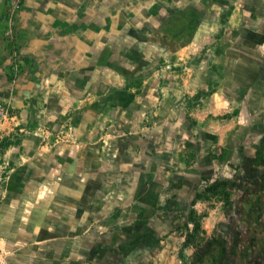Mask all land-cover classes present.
<instances>
[{"label": "crops", "instance_id": "1", "mask_svg": "<svg viewBox=\"0 0 264 264\" xmlns=\"http://www.w3.org/2000/svg\"><path fill=\"white\" fill-rule=\"evenodd\" d=\"M88 1L87 4L84 0L70 2L71 6L78 7L75 14L82 16L80 20L72 17L69 6H62L58 13L50 7L40 13L36 7L32 8L33 16L40 15L39 22L34 21L29 30L21 50L23 63L17 74L11 71L7 51L0 48V101L9 103L22 123H29L33 116L34 99L48 95L45 86H49L50 80L57 75H74L66 73L69 66L78 61L80 66L88 57L96 62L99 51L103 50L105 43L97 29L112 16L114 0ZM1 4L0 0V19ZM238 10L241 9L230 13L222 28L219 27V13L213 8L178 10V16L194 19L191 24L182 25V31L190 33L191 39L185 38L190 44L164 45L162 42L155 49L165 50L164 54L172 60L188 58L191 72L186 75L184 87L189 98L181 103L184 93L171 79V86L165 88V97L156 108L155 118L145 119V122L143 119L125 121L132 129L137 128L140 135H127L124 152L92 151L87 157L83 153L66 152L37 155L35 139L24 136L13 142L6 136L0 158L8 160L12 166L5 178L6 198L0 205V235L6 246L14 249L13 254L18 256L24 248L20 247L27 241L44 240L49 242L47 255L58 252L66 260L78 257L84 253V224L88 222L84 211L117 208L131 213L127 220L142 225L138 232H141L140 240L147 257L142 264H178L174 252L169 254L165 248L155 250L156 240H165L173 250L175 240L184 239V234L177 232L178 226L191 224L188 212L199 213L207 208V200L197 195L208 194L211 182L226 181L232 185L233 193H242V178L264 168V70L260 69V65L264 69V19L262 23H248L242 16L238 19ZM249 10L253 19L264 18V2L262 7L253 6ZM57 16L67 23L87 22V29L83 32L74 27L61 34L60 26L59 30L51 27ZM163 27L156 28V35L162 40L181 32L177 22ZM111 28L109 25L108 31ZM218 30H222L220 41L212 43L213 34ZM141 35L145 37L146 33ZM134 42L133 37L128 46L130 53ZM206 43L209 46L200 51ZM139 46L146 48L147 44ZM106 47L108 49L107 44ZM258 58L260 63L256 61ZM207 60L218 63L223 75L219 77L217 89L201 97L200 92L206 89V84H196L195 80L211 75L195 74L204 71L202 66ZM260 73L263 75H258ZM257 79L262 80L259 86L255 83ZM127 101L132 100L127 98ZM127 101L125 99V103ZM236 106L241 107L239 112L235 111ZM84 112V108L75 111L76 118L81 119ZM254 112L263 116L261 123L255 122ZM97 116L98 113L92 111L91 121H88L96 124ZM53 170L60 171V184L55 190L59 188L67 204L60 214L59 227H54L58 238L52 234V222L57 223V220L53 221L50 216ZM88 175L83 195L74 198L72 193L80 192L77 187ZM42 185L44 189L40 194L37 189ZM72 204L74 216L67 210ZM99 216L95 217L97 221ZM219 221L216 210H208L201 216V228L207 229V225L211 227ZM53 240H59L58 248ZM11 260L12 264H17V257Z\"/></svg>", "mask_w": 264, "mask_h": 264}, {"label": "rangeland", "instance_id": "2", "mask_svg": "<svg viewBox=\"0 0 264 264\" xmlns=\"http://www.w3.org/2000/svg\"><path fill=\"white\" fill-rule=\"evenodd\" d=\"M70 2L71 0H1L0 48L7 51L12 73L17 74L21 68L23 63L21 50L34 21L39 22L40 15H34V19L32 8L36 7L37 13H40L50 7L58 13L62 6H69L73 12L72 17L82 19V16L75 14L78 7L71 6ZM88 2L84 0L83 3ZM113 2V14L109 16L108 22L101 24L99 28L96 27L100 39L105 43L103 50L99 51L96 62L92 57H88V60L82 61L80 66L77 65L79 61L69 66L66 73L70 72L74 75H64L65 78L63 75H57L50 80L49 86H45L48 95L44 93L41 98L34 99V114L29 123H22L9 103L0 101L1 151L6 136L11 137L13 142L28 136L37 141L35 148L37 155L66 152L83 153L84 157H87V153L92 151L124 152L123 150L127 148L125 146L127 135H140L137 128L132 129L128 126L129 122L125 121L143 119L145 122V119L155 118L156 108L165 97V88L171 86L169 85L171 79L175 85H180L184 93L181 103H186L189 98L187 88L184 87L187 82L186 75L191 72L188 58L172 60L168 54H164L165 50L155 49V46L162 42L164 45L173 42L190 44L189 41H185L187 36L191 39L190 33L187 30L182 31V25L191 24L194 19L187 15L178 16V10L213 8L219 13L221 28L230 13L238 8L241 9L238 10V19L242 16V19L246 18V22L251 24L258 21L262 23L264 19L262 16L253 19L249 12L253 6L262 7L264 0H114ZM176 18L178 20H175ZM76 22L67 23L57 16L51 27L59 30L60 26L61 34L66 29L74 27L81 28L83 32L87 29V22L80 25V22L77 24ZM172 22L179 23L181 32L179 34L177 32L171 38L172 41L158 38L156 28H164L165 24ZM237 22L233 21V23ZM109 25L112 26L110 31L107 29ZM144 32L145 37L141 35ZM221 36L222 30L215 32L212 43L219 42ZM133 37L135 42L130 53L128 46L131 45ZM107 41L110 43H106ZM144 42L147 47H140L139 44ZM208 46L209 43H206L200 51H205ZM259 59L256 61L260 63ZM202 68L204 71L195 75L211 76L195 80L196 84L198 82L206 84V89L200 92L201 97L208 96L211 91L217 89L219 77L223 75L219 64L210 60H207ZM260 69L264 70L262 65ZM261 82L260 79L255 80L257 86ZM129 93L131 95H128ZM127 98L132 101H127ZM238 106L236 112L241 108ZM81 108H84L85 112L81 119H77L75 111ZM92 111L98 113L96 124L90 122ZM253 117L255 122L263 121V116L260 117L257 112H254ZM11 166L8 160L0 158V205L6 198L5 178ZM89 176H85L84 182L77 187L80 192L72 193L74 198L76 195L78 197L83 195ZM50 177L53 192L50 216L53 221L57 220V223L52 222V234L54 238H58L59 235L55 233L54 227H59L60 214L65 209L66 203L61 197L59 188L55 190L60 184V171L53 170ZM242 180V193H233L230 188L232 185H228L226 181L211 182L207 187L208 194L197 195L200 199L207 200V208L200 210L199 213L190 210L187 215L191 224L185 223L177 228L178 233L184 234V239L175 240L176 246L173 250L166 245L167 243L165 244V240L160 242L156 240L155 250L165 248L168 249L166 252L169 254L174 252L178 264H264V168H260L255 175L243 177ZM43 186H38V193H43ZM213 209L220 217L219 223L211 227L207 225V229L201 228V216ZM67 210L68 214L74 216L73 204L68 205ZM112 210L89 208L84 211V217L88 220L84 224V253L78 257L71 256L66 260L58 252L47 255L46 248H49V242L45 243L44 240L27 241L20 247L24 248L18 256L13 254L14 249L11 250L6 246L5 239L1 235L0 245L7 260L10 259L9 264H12L11 258L14 260L15 257L18 259L17 264H142L147 257L144 252L146 248L140 240L141 232H138L141 223L127 220V215L131 213L118 211L117 208ZM101 211L105 214L100 213ZM97 216H99L98 221L95 219ZM71 227L75 228L74 225ZM35 232L42 235L40 231ZM53 245L58 248L59 240H53Z\"/></svg>", "mask_w": 264, "mask_h": 264}, {"label": "built area", "instance_id": "3", "mask_svg": "<svg viewBox=\"0 0 264 264\" xmlns=\"http://www.w3.org/2000/svg\"><path fill=\"white\" fill-rule=\"evenodd\" d=\"M0 264H9L4 249L0 245Z\"/></svg>", "mask_w": 264, "mask_h": 264}]
</instances>
